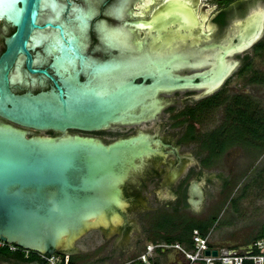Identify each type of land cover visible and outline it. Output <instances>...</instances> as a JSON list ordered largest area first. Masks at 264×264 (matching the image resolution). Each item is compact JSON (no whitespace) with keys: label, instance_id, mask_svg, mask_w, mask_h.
Listing matches in <instances>:
<instances>
[{"label":"flooded vegetation","instance_id":"af4514ba","mask_svg":"<svg viewBox=\"0 0 264 264\" xmlns=\"http://www.w3.org/2000/svg\"><path fill=\"white\" fill-rule=\"evenodd\" d=\"M56 1L63 11L55 20L52 9L41 1L36 19L40 27L30 32L27 53L14 56L7 73L9 88L19 95L62 90L65 98L81 103L86 99L101 125L41 130L1 115L0 124L29 137H75L110 147L124 143L128 147L124 155L141 165L130 170L123 201L128 197L132 207L142 204L146 200L142 189L153 181L159 190L172 192L168 198L156 195V208L173 214L182 208L198 213L204 200L193 209L188 193L201 182L193 177L203 173L180 168L179 162L196 158L193 151L185 154L179 144L198 141L209 163L228 148L254 150L264 145V89L259 87H264V67H260L264 65V0ZM78 8L93 14L87 16L84 48L83 41L72 44L68 36L67 24H74ZM0 22L1 60L17 25L6 15L0 16ZM103 23L124 30L128 42L105 40L100 31ZM38 31L50 38L34 47L32 35ZM55 32L63 43L48 53ZM65 54L76 58V67L68 72L58 68ZM122 66L132 69L126 76H112ZM100 72L109 76H98ZM106 114H111L110 119H103ZM205 118L215 128L201 134L200 122ZM131 147L141 152L131 153ZM145 232L139 235L141 242ZM20 250H12L8 243L0 246V260L31 262L20 259ZM138 256L120 264H133Z\"/></svg>","mask_w":264,"mask_h":264},{"label":"water","instance_id":"95a60500","mask_svg":"<svg viewBox=\"0 0 264 264\" xmlns=\"http://www.w3.org/2000/svg\"><path fill=\"white\" fill-rule=\"evenodd\" d=\"M40 3L52 9L53 20L62 15V6L56 0H0V16L6 15L17 25L0 60V115L41 130L100 126L97 111L93 112L94 106L86 99L81 103L74 97L65 98L62 90L19 95L9 88L7 73L14 56L20 51L27 53L28 36L40 27L36 23ZM75 13L74 24H67L68 36L72 44L83 41L84 48L87 16L93 15L92 10L78 8ZM100 31L107 41L128 42L124 30H112L103 23ZM75 35L77 38L72 39ZM49 38L43 32H35L33 46ZM62 43L61 36L55 32L47 52L60 49ZM75 67L76 58L71 54L58 60L59 70L68 72ZM131 69L122 66L112 76H126V71ZM98 76L109 75L100 72ZM109 117L111 114H106L103 119ZM127 149L124 143L110 147L75 137L61 140L29 137L20 129L0 124V240L51 254L68 251L79 234L91 227L131 231L136 225V212L158 207L156 195L168 198L172 192L159 190L152 181L142 189L146 198L142 204L132 207L128 197L123 201L124 186L131 180L130 170L141 165L140 161L124 155ZM134 149L131 147L129 152H141ZM179 163L183 169L187 160ZM202 185V182L195 183L189 189L188 202L193 209L203 203ZM212 253L216 255L217 251Z\"/></svg>","mask_w":264,"mask_h":264},{"label":"rangeland","instance_id":"374dc122","mask_svg":"<svg viewBox=\"0 0 264 264\" xmlns=\"http://www.w3.org/2000/svg\"><path fill=\"white\" fill-rule=\"evenodd\" d=\"M200 126L201 134L215 128L210 118L203 119ZM179 146L185 154L193 151L196 158L187 160L184 169L192 168L203 173L200 178L193 177L201 180L205 190L204 203L198 213L187 208L179 209L176 214L166 212L171 211L166 209H147L148 212L142 209L136 212V225L128 233L105 231L101 226L91 227L79 234L68 251L54 253L74 257L76 264H120L144 252L149 241L164 242L161 237L180 233L187 220L210 222L214 216L218 220L209 229L213 243L242 247L264 234V145L260 144L254 150L246 146L228 148L223 154L213 157L210 163L208 161L207 165L201 162L207 151L198 141L195 145L183 143ZM173 221L177 222V226L169 225ZM144 229L147 234L145 232L141 242L138 238ZM160 260L158 257L157 262L162 264ZM0 264H38V261L0 260Z\"/></svg>","mask_w":264,"mask_h":264},{"label":"built area","instance_id":"2783aa9c","mask_svg":"<svg viewBox=\"0 0 264 264\" xmlns=\"http://www.w3.org/2000/svg\"><path fill=\"white\" fill-rule=\"evenodd\" d=\"M7 242L0 240V246ZM9 244V243H8ZM12 250L19 246L9 244ZM161 249H175L181 252L184 258V264H264V235L256 238L252 243L242 247L226 246L224 244H214L211 240V231L202 234L199 230H194L192 236V247H188L180 242H151L147 244L146 249L134 261L140 264H155V257ZM28 257L32 253L43 260V264H70L69 256H61L55 253L36 252L29 249H23ZM210 250L211 253H207ZM213 250L217 254L212 253Z\"/></svg>","mask_w":264,"mask_h":264},{"label":"trees","instance_id":"16d2710c","mask_svg":"<svg viewBox=\"0 0 264 264\" xmlns=\"http://www.w3.org/2000/svg\"><path fill=\"white\" fill-rule=\"evenodd\" d=\"M202 163L204 165H207V160L203 159ZM218 217L214 216L210 222H202V221H190L187 220V222H185L182 225V231L180 233H177L174 236H164L161 237L163 241L166 242H180L188 247H192V236H193V232L194 230H199L202 234H207L209 232V229L214 226V224L217 222ZM169 225H171L172 227L177 226V222L173 221L170 222ZM164 228V227H163ZM166 228V227H165ZM264 235L263 233H261L259 235L262 236ZM20 259L22 260H31V261H36L39 260V256L36 253H32L31 255H29L28 257L24 254L23 250H20ZM155 264H158L157 262H154ZM70 264H76L74 257H70ZM245 264H252L251 262H246Z\"/></svg>","mask_w":264,"mask_h":264},{"label":"crops","instance_id":"0c3cea01","mask_svg":"<svg viewBox=\"0 0 264 264\" xmlns=\"http://www.w3.org/2000/svg\"><path fill=\"white\" fill-rule=\"evenodd\" d=\"M166 242V241H164ZM150 243V241H149ZM147 243V244H149ZM145 245V249L146 246ZM214 244H220V243H214ZM144 249V251H145ZM160 258L161 263L162 264H184V258L181 254V252H179L178 250L175 249H161L157 252L156 257H155V262H157V258ZM165 258V259H163ZM158 264H160V262H157ZM133 264H140L138 261H135Z\"/></svg>","mask_w":264,"mask_h":264},{"label":"bare ground","instance_id":"6f19581e","mask_svg":"<svg viewBox=\"0 0 264 264\" xmlns=\"http://www.w3.org/2000/svg\"><path fill=\"white\" fill-rule=\"evenodd\" d=\"M105 231H108V230H111V231H113V230H116V229H114V228H112V227H108V226H101Z\"/></svg>","mask_w":264,"mask_h":264}]
</instances>
